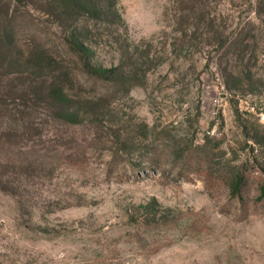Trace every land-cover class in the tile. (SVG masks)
<instances>
[{
    "label": "rangeland",
    "instance_id": "374dc122",
    "mask_svg": "<svg viewBox=\"0 0 264 264\" xmlns=\"http://www.w3.org/2000/svg\"><path fill=\"white\" fill-rule=\"evenodd\" d=\"M72 1L0 0V264H264V0Z\"/></svg>",
    "mask_w": 264,
    "mask_h": 264
},
{
    "label": "trees",
    "instance_id": "16d2710c",
    "mask_svg": "<svg viewBox=\"0 0 264 264\" xmlns=\"http://www.w3.org/2000/svg\"><path fill=\"white\" fill-rule=\"evenodd\" d=\"M61 2L63 6H67V7H70L69 5L73 4L72 0H61Z\"/></svg>",
    "mask_w": 264,
    "mask_h": 264
}]
</instances>
